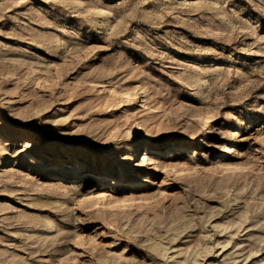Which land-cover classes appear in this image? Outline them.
<instances>
[{
	"label": "rangeland",
	"instance_id": "obj_1",
	"mask_svg": "<svg viewBox=\"0 0 264 264\" xmlns=\"http://www.w3.org/2000/svg\"><path fill=\"white\" fill-rule=\"evenodd\" d=\"M178 262L264 264V0H0V264Z\"/></svg>",
	"mask_w": 264,
	"mask_h": 264
},
{
	"label": "bare ground",
	"instance_id": "obj_2",
	"mask_svg": "<svg viewBox=\"0 0 264 264\" xmlns=\"http://www.w3.org/2000/svg\"><path fill=\"white\" fill-rule=\"evenodd\" d=\"M207 120H211L212 118L210 117V116H207V118H206ZM141 130H140V127H138V126H136V132L137 133H139ZM1 133H2V135H7L8 133H9V130L6 128H4V129H1ZM14 134H17L18 135V137L19 138H21L22 139V136L24 135V134H21V133H14ZM25 138H27V136H24ZM199 143L200 144H202V140H199ZM134 145V144H133ZM56 148H57V143L56 142H50V143H47V144H44V146L42 147V153L43 154H48V155H51V154H53V152L56 150ZM134 150H135V147H132ZM144 157V156H143ZM4 159V162L3 163H6V162H8V158H6V157H4L3 158ZM119 162H122L123 164L125 163L124 161H123V159H120L119 160ZM118 163V162H117ZM120 169L121 168H119V166L117 167V171L119 172L120 171ZM79 171V170H78ZM104 179H106L105 177H103ZM107 193H106V191H100L99 193H98V198H96V200L98 199V201L100 200H104V199H107ZM99 201V202H100ZM116 201H119L118 199H116V200H114V201H112V200H107V205H110V203L111 202H113L112 203V205H118L119 204V202H116ZM103 202V201H102ZM96 203H98V202H96ZM101 203V202H100ZM104 203V202H103ZM178 264H182V263H180V262H178Z\"/></svg>",
	"mask_w": 264,
	"mask_h": 264
}]
</instances>
